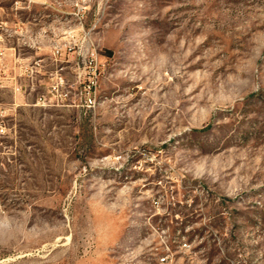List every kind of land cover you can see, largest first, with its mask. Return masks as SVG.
<instances>
[{"label": "rangeland", "instance_id": "374dc122", "mask_svg": "<svg viewBox=\"0 0 264 264\" xmlns=\"http://www.w3.org/2000/svg\"><path fill=\"white\" fill-rule=\"evenodd\" d=\"M21 22L46 61L19 65ZM0 25V264H264V0H0Z\"/></svg>", "mask_w": 264, "mask_h": 264}, {"label": "crops", "instance_id": "0c3cea01", "mask_svg": "<svg viewBox=\"0 0 264 264\" xmlns=\"http://www.w3.org/2000/svg\"><path fill=\"white\" fill-rule=\"evenodd\" d=\"M20 25L21 26L18 27V29H17V31H15V33L18 34L19 36L24 37L25 41H26V39H32V36H34L35 40H33L32 43L28 42L29 40L27 42L23 41V43L20 42L18 44V46H20L19 48H21V46H27L28 48L35 50L36 55L28 57L26 55V53L20 52L19 54H16L17 61L19 62V65L21 67H25L27 61L31 58H35V60L38 59L40 62L46 61L47 58H44L39 54H41L40 51L43 50V48L48 49L49 51H51V49H53L54 44H55V43L53 44V42H55V41L52 40L51 31L49 34L45 31L43 33L44 34L43 36L41 33H35L32 35L31 34L32 32H31L30 28L28 27V25L24 24L23 22H21ZM44 37H47L48 40H47V43L44 44V47H43L41 44V41H38V40H40L41 38H44ZM6 48H7V50H14L15 52L17 51V47H15V46L7 45ZM49 58L51 59V57H49ZM35 63H38V62L35 61ZM35 70H36V68H35ZM38 72L39 71H37L36 73H38ZM34 73H35V71H34Z\"/></svg>", "mask_w": 264, "mask_h": 264}, {"label": "built area", "instance_id": "2783aa9c", "mask_svg": "<svg viewBox=\"0 0 264 264\" xmlns=\"http://www.w3.org/2000/svg\"><path fill=\"white\" fill-rule=\"evenodd\" d=\"M0 25V29H1ZM97 78L96 76L94 77H89L87 81L82 80L81 84L84 86V96H83V101L84 105L87 108H92L96 104V88H97Z\"/></svg>", "mask_w": 264, "mask_h": 264}]
</instances>
